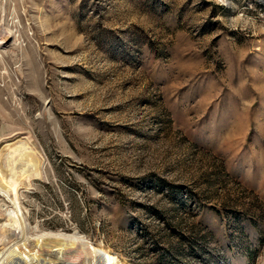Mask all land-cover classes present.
Returning a JSON list of instances; mask_svg holds the SVG:
<instances>
[{
	"label": "rangeland",
	"instance_id": "1",
	"mask_svg": "<svg viewBox=\"0 0 264 264\" xmlns=\"http://www.w3.org/2000/svg\"><path fill=\"white\" fill-rule=\"evenodd\" d=\"M4 2L0 144L27 131L44 161L30 233L122 264H264V0Z\"/></svg>",
	"mask_w": 264,
	"mask_h": 264
},
{
	"label": "bare ground",
	"instance_id": "2",
	"mask_svg": "<svg viewBox=\"0 0 264 264\" xmlns=\"http://www.w3.org/2000/svg\"><path fill=\"white\" fill-rule=\"evenodd\" d=\"M0 18V48L12 31L5 15V2ZM0 1V2H1ZM7 143L0 144V264H122L118 257L97 248L80 233H30L22 212L20 191L31 187L33 179H44V161L36 143L27 131L14 137L10 128Z\"/></svg>",
	"mask_w": 264,
	"mask_h": 264
}]
</instances>
